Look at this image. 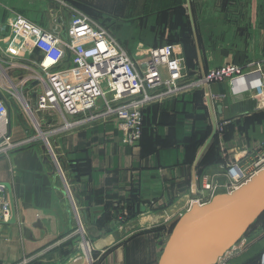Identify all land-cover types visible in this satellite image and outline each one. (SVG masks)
Masks as SVG:
<instances>
[{
	"label": "crops",
	"instance_id": "1",
	"mask_svg": "<svg viewBox=\"0 0 264 264\" xmlns=\"http://www.w3.org/2000/svg\"><path fill=\"white\" fill-rule=\"evenodd\" d=\"M219 1L0 0L3 49L14 14L64 39V26L78 9L132 55L144 47L177 44L191 78L228 63L246 70L233 81L152 103L143 116L141 142L133 146L124 142L114 118L64 129L59 114H39L36 99L43 88L34 62L42 59L40 53L17 57L19 65L1 62L0 91L10 106L12 138L32 140L0 157V181L11 184L16 209L15 223H0V264L23 259L27 264H89L87 241L94 264H158L178 219L206 195L204 185L223 184L230 163L247 162L259 152L264 143V90L257 91L264 88L258 76L264 65V0H229L246 3L242 14L234 7L217 8ZM22 97L36 125L47 131L54 154L37 136L24 135L19 119L13 125L14 104L28 112ZM245 235L223 256L229 264H256L264 257V228Z\"/></svg>",
	"mask_w": 264,
	"mask_h": 264
},
{
	"label": "built area",
	"instance_id": "2",
	"mask_svg": "<svg viewBox=\"0 0 264 264\" xmlns=\"http://www.w3.org/2000/svg\"><path fill=\"white\" fill-rule=\"evenodd\" d=\"M7 26L6 46L0 48V64L6 61L19 65L15 61L17 57L34 52L42 55L40 61H33L37 67L36 80L43 88L37 95V112L59 114L65 121L64 129L114 118L124 142L133 146L141 139L143 110L147 105L212 82L233 81L246 73L242 65L228 63L189 78L185 58L177 44L144 47L132 55L105 26L78 9L73 10L68 20V40L21 14H14ZM257 89L259 94L263 93L262 86ZM9 125L8 105L0 96V157L32 140L15 142ZM45 143L50 145L48 139ZM248 160L230 163L227 181L205 184L206 195L194 203L204 205L220 191L232 193L263 170L264 143ZM7 190L5 182L0 181V223L9 221L12 215ZM79 223L82 224L80 219ZM27 263L23 259L17 264ZM256 264H264V257Z\"/></svg>",
	"mask_w": 264,
	"mask_h": 264
},
{
	"label": "water",
	"instance_id": "3",
	"mask_svg": "<svg viewBox=\"0 0 264 264\" xmlns=\"http://www.w3.org/2000/svg\"><path fill=\"white\" fill-rule=\"evenodd\" d=\"M63 37L68 40L66 26ZM258 76L264 84V65ZM0 96L6 99L1 91ZM22 99L36 120L28 103ZM8 108L10 119L9 104ZM40 133L45 140L48 139L41 129ZM215 133L216 130L212 137ZM209 142L210 139L207 144ZM48 147L54 154L51 146ZM5 184L10 190L12 204V216L5 223L11 224L16 222V209L11 184ZM263 212L264 169L232 193L218 194L204 205H192L175 224L158 264H217Z\"/></svg>",
	"mask_w": 264,
	"mask_h": 264
},
{
	"label": "rangeland",
	"instance_id": "4",
	"mask_svg": "<svg viewBox=\"0 0 264 264\" xmlns=\"http://www.w3.org/2000/svg\"><path fill=\"white\" fill-rule=\"evenodd\" d=\"M245 5H246V3L245 2H241V1H239V2L237 1V2H232L231 3V2H229V0H220L219 1V4L216 7L219 8V9H222V10H229V9H232L234 7V8H236L238 10L239 14H242L243 11H244V9H245ZM239 19H241L240 15H239ZM243 19L244 18H242L241 20H243ZM189 51H190V53L193 52V50H191V49ZM13 111H14V114L16 116L15 123H13V125L16 126V124L18 123V119H19V124L22 125L21 127H24V130L27 131L30 128V130H28L27 133H25V131L23 129H20V130L23 131V134L24 135L28 134L30 136H37L36 140L38 139L41 142H43V144L46 146V147L45 146L44 147L47 150V145L45 143V139L42 137V135L40 133V130H39L40 127L37 126L36 123H35V121L33 120V116H31L29 114V112H27L26 108L25 107H22L21 105L18 106L16 104H14V110ZM8 129H10V125H9V128ZM41 129H43V132H47L46 130H44V128L41 127ZM40 141H39V143H40ZM24 146H26V145H24ZM222 193L223 192L220 191L218 194H222ZM247 231H246L245 234H247ZM244 236H246V235H243L242 238ZM242 238H240V240H242ZM84 243H85L84 244V249L86 250V251L84 250L85 253H86L85 256H86L87 260L89 261V264H92L94 261H92L91 257L93 256V252L94 251H91V255H90V250H91L90 244H89L88 241L87 242H84ZM241 245H242V243L239 244V246H241ZM110 253H111V251L109 252V254ZM105 254H108V253H105ZM109 254H108V256H109ZM80 257H82V255H80ZM92 258L94 260V257H92ZM229 259H230L229 257L227 259H225L223 257V258H221V260L217 264H229L228 263L229 262ZM95 260H96V258H95Z\"/></svg>",
	"mask_w": 264,
	"mask_h": 264
},
{
	"label": "trees",
	"instance_id": "5",
	"mask_svg": "<svg viewBox=\"0 0 264 264\" xmlns=\"http://www.w3.org/2000/svg\"><path fill=\"white\" fill-rule=\"evenodd\" d=\"M185 57V56H184ZM186 59V58H185ZM188 70V69H187ZM188 76H190L189 78H191V74L188 70ZM151 104L147 105L144 110H143V116H144V113L146 111V109L150 106ZM142 135H143V131H142ZM142 135H141V139H142ZM141 139L139 141V143L141 142ZM257 228L259 229H262L264 228V212L259 216V218L249 227L248 231L247 232H253L254 230H256ZM261 262L260 261H257V263Z\"/></svg>",
	"mask_w": 264,
	"mask_h": 264
},
{
	"label": "bare ground",
	"instance_id": "6",
	"mask_svg": "<svg viewBox=\"0 0 264 264\" xmlns=\"http://www.w3.org/2000/svg\"><path fill=\"white\" fill-rule=\"evenodd\" d=\"M45 139V138H44ZM81 226H82V224H81Z\"/></svg>",
	"mask_w": 264,
	"mask_h": 264
}]
</instances>
